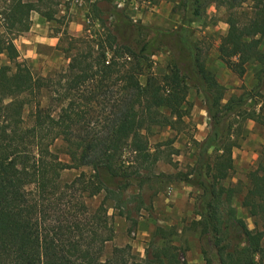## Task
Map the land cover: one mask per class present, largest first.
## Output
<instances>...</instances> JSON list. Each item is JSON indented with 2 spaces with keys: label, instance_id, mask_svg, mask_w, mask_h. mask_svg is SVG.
Listing matches in <instances>:
<instances>
[{
  "label": "trees",
  "instance_id": "trees-1",
  "mask_svg": "<svg viewBox=\"0 0 264 264\" xmlns=\"http://www.w3.org/2000/svg\"><path fill=\"white\" fill-rule=\"evenodd\" d=\"M209 1L226 11V30L216 47L222 63L238 76L250 59L261 66L250 90L223 103L224 89L191 53L184 25L174 34L178 35L177 46L185 47L191 57L185 71L173 63L162 76L150 74L141 83V66L153 44L147 40L116 44L111 36L107 48L113 58L105 60L101 42L95 43L94 54L71 55L57 113L42 112L36 102L28 125H23L21 112L26 101L20 96L44 83L33 77L25 63L16 62L13 72L0 66V264H183L178 248L170 243L173 231L159 226L151 233L142 258L133 255L127 244L112 246L104 253L105 244L113 237L105 202L134 226V215L142 205L140 189L152 177L183 181L199 190L193 205L197 218L188 226L198 233L205 264L264 263V155L247 173L239 202L252 227L236 215L231 204L236 187L223 183L233 167L231 151L240 130L238 120L230 116H241L238 108L263 87L264 52L259 44L264 38V1L251 0L246 20L239 18L245 0ZM204 6V0H179L182 23L199 19ZM31 10L38 11L32 1L10 0L1 12L2 33L26 31ZM39 13L52 19L51 12ZM2 33L0 53L12 61L16 48L12 37ZM119 57H124L121 64L114 60ZM110 79L123 82L128 97L115 104L103 130L89 131L86 110L108 84L103 82ZM185 79L202 95L208 131L194 141V161L188 170L155 174L158 156L149 151L143 132L150 126L174 128L180 121L185 114ZM80 92L79 98L74 95ZM243 118L252 117L246 114ZM80 128L83 134H79ZM45 135L48 141L43 139ZM56 138L64 143L67 161L49 148ZM124 154L128 156L124 158ZM79 167L88 171L60 181L62 171ZM99 195L98 204L90 209L86 199Z\"/></svg>",
  "mask_w": 264,
  "mask_h": 264
},
{
  "label": "rangeland",
  "instance_id": "rangeland-1",
  "mask_svg": "<svg viewBox=\"0 0 264 264\" xmlns=\"http://www.w3.org/2000/svg\"><path fill=\"white\" fill-rule=\"evenodd\" d=\"M9 1L0 0V25L3 23L1 12ZM27 1L34 2L38 8V11L31 10L28 13L27 30L14 35V32L2 33L0 29L3 37H12L17 51V56L12 61L1 52L0 66H7L9 72H13L16 62L25 63L33 77L44 83L38 90L20 96L26 101L21 112L23 125L30 123L29 114L36 102L42 112L48 111L51 115L57 113L58 99L63 91L61 83H65L64 79L67 78L66 67L71 55L94 54L97 51L95 43L101 42L105 48V60L113 58L111 50L107 48V38L111 36L116 44L133 45L145 40L153 44L152 53L147 60H143L141 66L138 76L141 83L150 74L162 76L173 63L183 71L187 69L190 54L185 47L177 46L178 35L174 34L180 25L186 27L184 38L192 49L191 53L198 57L213 74L215 81L223 87L222 103L230 96L250 90L256 83L255 73L261 67L256 61H247L244 72L238 76L218 58L216 47L226 30V11L223 6H217L209 0H204L205 6L200 18L187 24L182 23L183 12L178 7L179 0H95L85 4L84 9L79 5H68L63 0ZM251 4V0H245L240 6V19L246 20L250 16ZM39 11L51 12L52 19H45ZM259 49L264 52V38L260 41ZM123 58L114 60L121 64ZM112 80L103 82L108 84L97 92L92 105L86 110L91 128L89 131L103 130L107 120L113 116L115 104L128 97L126 90H123V82ZM185 83V114L175 127L150 126L143 132L149 151L158 156L153 168L155 174L188 170L194 161V141L201 140L208 131L209 120L202 95L191 85V80L185 79ZM78 94L81 92L74 93L79 98ZM238 111L241 116H230L231 120H238L240 130L236 145L231 151L233 167L223 183L236 187L237 192L231 199V204L236 215L252 227L250 217L239 202L245 190L247 173L254 169L264 155V80L263 87L253 97L245 100ZM246 114H250L252 118H243ZM232 125L234 127L235 124ZM83 131L80 128L79 134H83ZM43 139L48 141V135L43 136ZM49 148L60 160L67 161L64 143L59 138L49 144ZM127 156L124 154V158ZM80 171H88V168L64 170L60 174V181L67 182ZM130 191L127 190V193ZM198 192L197 188L183 181L164 182L159 178H150L140 189L142 205L134 215V226L117 215L109 207L110 202H105L113 237L105 244L104 253H109L112 246L127 244L133 255L142 258L151 233L159 226L173 231L170 243L178 248L179 261L183 264H205L200 253L198 233L188 226L190 220L197 218L193 213V205ZM100 198V195L93 196L86 199V203L93 209ZM134 203L132 201L131 204ZM210 264L216 263L212 261Z\"/></svg>",
  "mask_w": 264,
  "mask_h": 264
},
{
  "label": "built area",
  "instance_id": "built-area-1",
  "mask_svg": "<svg viewBox=\"0 0 264 264\" xmlns=\"http://www.w3.org/2000/svg\"><path fill=\"white\" fill-rule=\"evenodd\" d=\"M95 0H63L64 3L68 4V5H79L81 6V8H85L83 7L85 4L87 3H93ZM107 62V61H105Z\"/></svg>",
  "mask_w": 264,
  "mask_h": 264
}]
</instances>
